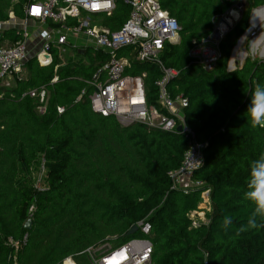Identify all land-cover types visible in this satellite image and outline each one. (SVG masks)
<instances>
[{
	"label": "trees",
	"instance_id": "trees-1",
	"mask_svg": "<svg viewBox=\"0 0 264 264\" xmlns=\"http://www.w3.org/2000/svg\"><path fill=\"white\" fill-rule=\"evenodd\" d=\"M27 1L0 0V21L9 12L23 20ZM158 1L181 27L179 41L166 43L160 59L179 70L169 88L187 97L184 123L205 144L203 163L191 176L202 186L172 188L167 175L179 167L192 135L143 123L122 126L91 110L87 82L103 78L105 54L86 49L85 64L56 66L54 53L44 67L30 57L27 78L0 85V264H13L12 257L16 264H61L68 257L89 264L82 251L139 236L126 233L142 219L151 224L149 264H264V58L247 57L228 70L237 33L220 41L221 56L211 68L193 62L192 41L210 34L213 17L232 0ZM247 2L240 32L249 27L251 10L264 5ZM128 13L118 2L104 22L119 28ZM4 39L19 37L7 30L0 43ZM143 71L147 100L159 108L154 82L160 69L151 62L128 69ZM42 85L48 99L39 114V100L23 93ZM57 106L64 107L61 114ZM39 165L44 176L37 189ZM203 191L210 211L207 223L194 227L189 212L198 210ZM9 239L23 242L14 250Z\"/></svg>",
	"mask_w": 264,
	"mask_h": 264
},
{
	"label": "built area",
	"instance_id": "built-area-1",
	"mask_svg": "<svg viewBox=\"0 0 264 264\" xmlns=\"http://www.w3.org/2000/svg\"><path fill=\"white\" fill-rule=\"evenodd\" d=\"M118 2L126 5L129 13L119 28H111L104 21L116 10ZM234 10L229 9V13L232 14ZM23 11V26L16 31L19 39L7 46L0 44V85L9 86L10 80L23 79L22 69L32 48L28 20L42 27L33 55L41 66L50 65L53 54L57 53L58 56L66 48L100 51L107 56V60L100 69L103 78L98 74L94 80L87 82L91 88L88 95L91 110L102 117H114L122 126L143 123L163 131L177 132L176 128L181 125V132L192 135V139L179 167L167 174L171 187L188 192L202 186L201 181H194L191 176L203 163L205 144L193 139L191 129L184 123L187 97L183 93L172 94L169 88V84L179 75V70L166 66L160 59L166 43L179 41L181 27L158 0H28ZM15 20L18 19L9 12L8 20L0 21V36ZM231 20L228 12L216 16L212 20L210 34L192 41L189 56L193 62L203 67L216 63L221 56L219 43L226 36ZM138 62L156 63L160 69V77L154 85L161 110L147 100L144 86L146 71L140 74L128 72ZM56 81L54 75L50 83ZM84 92L82 90L80 94ZM24 95L37 98L40 103L37 112L45 113L48 99L46 86L30 89ZM56 111L61 114L64 107L57 106ZM43 173L44 167H40L34 182L37 189L42 188ZM135 225L139 236H132L118 246L90 247L82 251L88 255L89 264H149L152 254V243L148 238L151 224L142 219ZM192 225L196 227L198 224L192 220ZM21 241L23 239H9L8 243L16 250ZM12 259L16 264V258ZM67 260L72 259L65 258L61 264Z\"/></svg>",
	"mask_w": 264,
	"mask_h": 264
},
{
	"label": "rangeland",
	"instance_id": "rangeland-1",
	"mask_svg": "<svg viewBox=\"0 0 264 264\" xmlns=\"http://www.w3.org/2000/svg\"><path fill=\"white\" fill-rule=\"evenodd\" d=\"M248 7L249 4L247 0H232L229 9L234 8L235 10L232 11V14L229 13V9L228 11L224 12L225 14L228 12V18L232 19L231 20L232 24L226 35H230L231 37H234L237 33L239 34L241 33V36L237 39L236 45L231 51L230 59L227 66L228 69H232L231 67H233L232 65L233 62L237 61V63L242 64L247 57L264 58V5L258 11L257 10L254 11L256 8L251 10V15L248 20L249 27L246 30L244 31L242 30V32H240L241 29H239L240 28L239 23L243 13L247 11ZM261 15H263L262 18H260ZM28 29L30 30V34L32 35L31 37L32 48L29 56L30 58L33 57L34 55V48L36 49V47L39 44V40H40L39 32L41 31L42 27L40 24H36L33 21H28ZM59 54H60L58 55L59 66L69 64L72 62H75L77 64H85L86 62V60L83 58L84 52L82 53L80 50H72L66 48L64 49V51H61ZM230 63H231V67H230ZM27 70H28L27 67L24 65L21 74L23 79L27 78L28 76ZM209 211H210L209 197L207 191H203L201 193V199L198 203V210L192 211L190 213V217L196 224L207 223V217L205 213ZM109 246H111V244L109 242H105L97 248L100 247L106 248Z\"/></svg>",
	"mask_w": 264,
	"mask_h": 264
},
{
	"label": "crops",
	"instance_id": "crops-1",
	"mask_svg": "<svg viewBox=\"0 0 264 264\" xmlns=\"http://www.w3.org/2000/svg\"><path fill=\"white\" fill-rule=\"evenodd\" d=\"M261 7V6H260ZM263 17V15H261V17L260 18H262ZM28 21H31V20H28ZM28 21H27V24H28ZM23 25H22V21L21 20H15L14 22H12V23H10V28L9 29H7V30H12V31H14L15 32V34H16V31L19 29V28H21ZM7 30H4L3 31V33L5 32V31H7ZM3 33L1 34V36L3 35ZM1 36H0V38H1ZM32 37V35H30V38ZM37 39V38H36ZM0 44H3V45H10V44H12V42L9 40V39H4ZM242 61V60H241ZM236 64H239V63H237V61H235V62H233L232 63V65H233V67H231V63H230V67L233 69L234 68V66L236 65ZM232 69H228V70H232ZM15 82H16V80L15 79H12V80H10V85L9 86H14L15 85Z\"/></svg>",
	"mask_w": 264,
	"mask_h": 264
},
{
	"label": "water",
	"instance_id": "water-1",
	"mask_svg": "<svg viewBox=\"0 0 264 264\" xmlns=\"http://www.w3.org/2000/svg\"><path fill=\"white\" fill-rule=\"evenodd\" d=\"M263 7V6H261ZM261 7H258L256 8L254 11L256 10H259ZM82 53L84 52L83 50H80ZM212 65H207L206 68H211ZM257 105H259V103H256ZM177 132H181L182 131V126L179 125L177 128H176ZM30 223H31V220L28 219L25 223V228H29L30 227ZM137 225H133L126 233L127 236H132L136 231H137Z\"/></svg>",
	"mask_w": 264,
	"mask_h": 264
},
{
	"label": "bare ground",
	"instance_id": "bare-ground-1",
	"mask_svg": "<svg viewBox=\"0 0 264 264\" xmlns=\"http://www.w3.org/2000/svg\"><path fill=\"white\" fill-rule=\"evenodd\" d=\"M258 11V10H257ZM64 264H75L72 260H67V261H65V263Z\"/></svg>",
	"mask_w": 264,
	"mask_h": 264
}]
</instances>
